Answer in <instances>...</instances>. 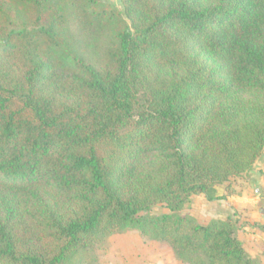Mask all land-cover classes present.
<instances>
[{"label":"trees","instance_id":"trees-1","mask_svg":"<svg viewBox=\"0 0 264 264\" xmlns=\"http://www.w3.org/2000/svg\"><path fill=\"white\" fill-rule=\"evenodd\" d=\"M119 2L0 0V264L128 230L183 264H261L237 220L185 207L264 150V0Z\"/></svg>","mask_w":264,"mask_h":264},{"label":"rangeland","instance_id":"rangeland-1","mask_svg":"<svg viewBox=\"0 0 264 264\" xmlns=\"http://www.w3.org/2000/svg\"><path fill=\"white\" fill-rule=\"evenodd\" d=\"M118 9H121L119 0H105ZM259 189L260 194L255 189ZM216 196L219 198L209 201L201 193L188 198L185 211L194 214L202 223L211 218H224L230 216L237 220L238 237L245 248L254 255H260L258 242L255 241L263 235L258 225L261 221H253L251 213L260 212L262 207L257 206L260 200L264 201V150L255 161L253 168L241 176L231 179V192L224 191L223 186L216 187ZM226 196V197H222ZM167 211L163 206L152 207V212ZM256 222V223H255ZM258 224V225H256ZM244 225L248 230H244ZM255 231L251 232V229ZM261 231V232H260ZM251 232V233H250ZM248 234L249 235L248 237ZM263 240V239H262ZM258 241L260 242L259 238ZM256 255V256H258ZM260 258V256H258ZM261 259V258H260ZM262 261V260H261ZM67 264H183L165 242L150 241L135 230L111 234L99 246L89 250L82 259Z\"/></svg>","mask_w":264,"mask_h":264},{"label":"crops","instance_id":"crops-1","mask_svg":"<svg viewBox=\"0 0 264 264\" xmlns=\"http://www.w3.org/2000/svg\"><path fill=\"white\" fill-rule=\"evenodd\" d=\"M258 206H260V207H262L261 209H260V212L261 213H263V214H260V213H258V211L257 210H254V212L256 213L255 214V216L253 215V213H251L250 212V214H251V218H252V220L253 221H261V223H264V201H263V199L262 200H260L259 201V203L257 204V206L256 207H254V208H256L257 209V207ZM256 223V222H255ZM256 225H258V224H256ZM259 227H260V229H262V231L263 232H261L262 233V235H263V238H262V236H260V237H258L259 238V240H260V242L258 241V238L257 239H255V241H257L258 242V251H259V253H260V255H258V254H256V255H258V256H260V260H262L261 261V264H264V224H261V225H258ZM243 229L244 230H248V227H246L245 225H244V227H243ZM252 231H255V228H253V229H251V232ZM250 232V233H251ZM256 232V231H255ZM249 235H251V234H248V237H249ZM263 239V240H262ZM241 240V239H240ZM242 241V240H241ZM250 252V251H249ZM253 254V253H252ZM254 255V254H253ZM255 255V256H256Z\"/></svg>","mask_w":264,"mask_h":264}]
</instances>
